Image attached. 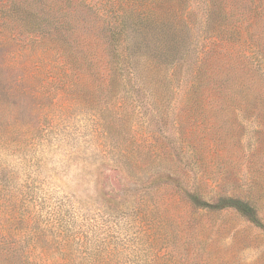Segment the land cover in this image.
I'll return each mask as SVG.
<instances>
[{"label": "rangeland", "instance_id": "374dc122", "mask_svg": "<svg viewBox=\"0 0 264 264\" xmlns=\"http://www.w3.org/2000/svg\"><path fill=\"white\" fill-rule=\"evenodd\" d=\"M227 1L176 66L0 36V264H264V230L186 193L264 220V0Z\"/></svg>", "mask_w": 264, "mask_h": 264}, {"label": "trees", "instance_id": "16d2710c", "mask_svg": "<svg viewBox=\"0 0 264 264\" xmlns=\"http://www.w3.org/2000/svg\"><path fill=\"white\" fill-rule=\"evenodd\" d=\"M227 4V0H0V36L47 39L76 60L93 54L87 40L94 37L110 69L134 67L135 57L146 52L176 66L198 34L197 23L202 36L211 30L219 33L213 27L232 16L225 10ZM186 193L199 208L234 209L264 230V220L249 199L217 195L208 201L197 192Z\"/></svg>", "mask_w": 264, "mask_h": 264}]
</instances>
